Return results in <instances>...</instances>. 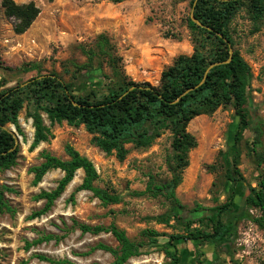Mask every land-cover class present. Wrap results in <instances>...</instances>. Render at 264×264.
Segmentation results:
<instances>
[{"label": "rangeland", "instance_id": "obj_1", "mask_svg": "<svg viewBox=\"0 0 264 264\" xmlns=\"http://www.w3.org/2000/svg\"><path fill=\"white\" fill-rule=\"evenodd\" d=\"M14 2L18 5L33 2L40 13L24 34L16 35L12 31V21L0 11V62L5 67L38 64L43 71L55 72L66 82H71L75 73L69 62H85L79 47L89 48L99 34H106L123 60L125 74L126 66L136 74L135 77L126 76L136 83L156 87L165 68L178 56L191 55L193 51L186 23L192 12L188 2ZM129 29L139 36L131 38L127 35ZM230 34L252 75L249 98L243 107L246 116L251 112L264 122V19L255 25L247 8L243 7L230 24ZM157 40L164 45V57L158 61L149 57ZM148 61L151 63L145 64ZM103 72L106 76L110 73L105 66ZM100 82L103 86L108 84L105 79ZM18 83L20 80H12L0 90ZM30 110V105L25 103L19 114L20 135L13 126H9L18 137L20 153L13 168L0 172V185L8 189L4 196L12 210L0 213V264H111L112 257L95 247L103 244L117 248L114 238L104 233L97 236L82 234L78 224L103 227L113 224L123 230L132 242L147 243L141 235L144 231L168 236L187 232L186 227L171 216H186L198 207L200 211L208 210L226 201L230 184L226 182V166L221 153L228 158L234 153L233 133L238 118L232 106L219 108L210 116L196 117L188 124L187 132L194 137L197 146L189 152V165L175 188L168 187L173 178L168 170L173 155L169 131L162 132L147 149H134L127 145L126 159L118 162L114 156L105 155L91 143V136L83 126L73 127L63 122L50 127L44 117L50 138L31 151L33 128L27 118ZM252 139L250 131H245L238 146L241 152L239 170L246 182L255 188L257 180L264 177V165L257 167L253 163ZM262 144L264 148V135ZM67 145L93 164L98 174L94 185L113 190L120 202L104 207L91 193L76 192L83 179V172L79 170L52 209L40 218L31 219V214L43 207V202L37 201L36 196L41 191L53 190L63 173L52 170L34 185L30 169L43 162V153L67 161L64 152ZM161 187L168 188V191H155ZM242 191V185L237 184L234 209L240 203ZM171 194L172 197L168 196ZM201 228L200 224H195L190 230ZM167 248L171 249L167 238H158L156 243L147 244L142 256L132 258L126 264H168L164 253ZM177 249L179 264H261L264 262V231L242 221L237 223L236 234L220 244L188 242L178 245ZM41 258L61 263H50Z\"/></svg>", "mask_w": 264, "mask_h": 264}, {"label": "trees", "instance_id": "obj_2", "mask_svg": "<svg viewBox=\"0 0 264 264\" xmlns=\"http://www.w3.org/2000/svg\"><path fill=\"white\" fill-rule=\"evenodd\" d=\"M124 1L128 0H113L115 3ZM176 1L188 2L193 17L202 26H197L190 17L187 18L193 44L192 54L178 56L161 72L156 87L148 83H136L126 76L123 60L106 34H99L89 48L79 47L85 62H69L75 73L71 82H66L55 72L43 71L38 64L10 68L0 62V88L5 87L7 82L20 80L16 86L0 90V172L17 164L19 144H15V138L8 129L13 126L20 135L18 117L25 103H28L31 110L27 118L31 120L33 128L31 151L50 138L44 117L50 127L63 122L68 126H83L91 136V143L105 155L114 156L118 162L126 159L127 145H132L134 149H147L162 132L169 131L173 155L168 170L173 178L168 187L175 188L182 172L189 165V152L197 146L194 137L187 132L188 124L196 117L214 114L219 108L233 107L238 118L233 133L234 153L230 158L221 153L226 166V182L230 184L226 201L208 210L200 211L198 207V210L190 211L186 216H171L178 224L184 225L187 232L168 236L144 231L141 235L147 239V243L132 242L123 230L113 224L108 227L78 224L82 234L97 236L104 233L114 238L117 248L103 244L95 247L112 257L111 264H126L130 259L142 256L147 244L156 243L158 238H167L169 241L171 249L164 251L168 264H179L178 245L188 242L220 244L236 234L237 223L242 221L264 231V177L257 180L255 188L246 182L239 170L241 152L238 147L244 132L250 131L253 138V163L257 167L264 165V122L250 111L249 116H246L243 107L249 98L252 75L230 34V24L243 7L247 8L251 20L258 25L264 19V0ZM0 11L12 21V31L16 35L24 34L40 13L35 3L18 5L14 0H0ZM227 60L230 61L225 63ZM103 66L109 69L108 76L104 74ZM101 79L107 80L108 84L103 86ZM201 81L202 85L197 87ZM64 152L67 161L43 153V162L30 169L34 185L39 184L52 170L63 173L53 190L41 191L36 196L37 201L43 202V207L33 212L31 219L40 218L52 209L79 170L83 172V179L76 192L91 193L104 207L120 202L113 190L94 185L98 174L86 157L69 145L65 146ZM237 184L242 185L243 191L240 203L234 209ZM7 190L0 185V213L12 212L4 196ZM162 190L167 192L168 188H155L156 192ZM195 224H200L202 228L190 230Z\"/></svg>", "mask_w": 264, "mask_h": 264}, {"label": "crops", "instance_id": "obj_3", "mask_svg": "<svg viewBox=\"0 0 264 264\" xmlns=\"http://www.w3.org/2000/svg\"><path fill=\"white\" fill-rule=\"evenodd\" d=\"M128 34H129V36L131 38H135V36H137V35L139 36V33H137V32L135 33L133 30H130V29L127 32V35ZM142 38L143 37H141V39ZM143 40H145V39H143ZM150 44H151V42H150ZM162 46H164V45L160 41L157 40L156 43L153 45V47L150 49V52H149L150 55H149V57H151L152 59H155L157 61L158 60H161L164 57V53H163V50H162ZM142 63H144V62L142 61ZM149 63H151V61L145 62V64H149ZM125 71H126V74L129 75V76H131V77H135V75H136L133 71H130L129 70V67L128 66L125 67ZM134 80L135 81H139L138 78H135ZM144 81H141V82H144Z\"/></svg>", "mask_w": 264, "mask_h": 264}, {"label": "water", "instance_id": "obj_4", "mask_svg": "<svg viewBox=\"0 0 264 264\" xmlns=\"http://www.w3.org/2000/svg\"><path fill=\"white\" fill-rule=\"evenodd\" d=\"M190 19L192 20V22H194L197 26H202L194 17H193V15H192V12H191V14H190ZM230 54H231V52H230ZM230 60H227L225 63H228ZM214 65H212V66H210L209 68H208V70L207 71H209V69L210 68H212ZM207 71H206V73H207ZM202 83H203V81H201L200 82V84L197 86V87H199L200 85H202ZM26 84H24V85H22V87L23 86H25ZM8 131L10 132V133H12V135L14 136V138H15V144L16 145H18L19 144V140H18V137L15 135V133L12 131V130H10V129H8Z\"/></svg>", "mask_w": 264, "mask_h": 264}]
</instances>
